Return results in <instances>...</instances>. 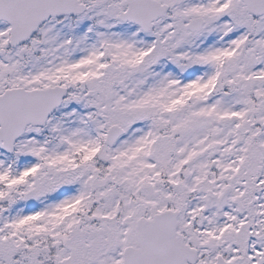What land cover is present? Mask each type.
Here are the masks:
<instances>
[{
    "label": "snow or ice",
    "instance_id": "obj_1",
    "mask_svg": "<svg viewBox=\"0 0 264 264\" xmlns=\"http://www.w3.org/2000/svg\"><path fill=\"white\" fill-rule=\"evenodd\" d=\"M0 264H264V0H0Z\"/></svg>",
    "mask_w": 264,
    "mask_h": 264
}]
</instances>
